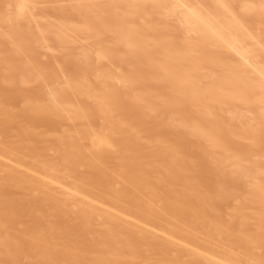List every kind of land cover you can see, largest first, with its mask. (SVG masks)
<instances>
[{"label":"bare ground","instance_id":"obj_1","mask_svg":"<svg viewBox=\"0 0 264 264\" xmlns=\"http://www.w3.org/2000/svg\"><path fill=\"white\" fill-rule=\"evenodd\" d=\"M0 264H264V0H0Z\"/></svg>","mask_w":264,"mask_h":264}]
</instances>
